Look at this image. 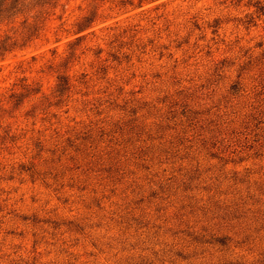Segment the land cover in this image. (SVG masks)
Segmentation results:
<instances>
[{
	"label": "rangeland",
	"instance_id": "1",
	"mask_svg": "<svg viewBox=\"0 0 264 264\" xmlns=\"http://www.w3.org/2000/svg\"><path fill=\"white\" fill-rule=\"evenodd\" d=\"M25 3L0 264H264V0Z\"/></svg>",
	"mask_w": 264,
	"mask_h": 264
},
{
	"label": "trees",
	"instance_id": "2",
	"mask_svg": "<svg viewBox=\"0 0 264 264\" xmlns=\"http://www.w3.org/2000/svg\"><path fill=\"white\" fill-rule=\"evenodd\" d=\"M50 1H56V0H43V3H49ZM25 2L26 0H0V23L5 19H9L15 16L17 13L22 12L26 7ZM91 21H92L91 19L85 18L83 22L79 24L78 32H82L83 30L88 28L90 26ZM28 31H30L31 35H33L35 31H37V28L31 25ZM78 39L81 40L80 38ZM17 46H18L17 38L8 35L4 38H1L0 36V56H4L6 52L12 51ZM59 81L60 83L57 86H58V91L60 92L59 95H61L62 92L67 89L66 86L69 85V83L63 77H59ZM26 88H27L26 91L31 90V89L29 90L27 86Z\"/></svg>",
	"mask_w": 264,
	"mask_h": 264
}]
</instances>
